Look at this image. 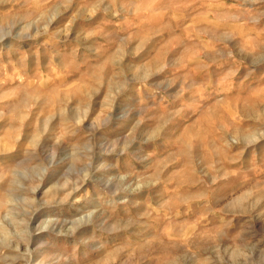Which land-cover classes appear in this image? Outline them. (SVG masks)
I'll return each mask as SVG.
<instances>
[{"label":"rangeland","instance_id":"374dc122","mask_svg":"<svg viewBox=\"0 0 264 264\" xmlns=\"http://www.w3.org/2000/svg\"><path fill=\"white\" fill-rule=\"evenodd\" d=\"M0 264H264V0H0Z\"/></svg>","mask_w":264,"mask_h":264}]
</instances>
